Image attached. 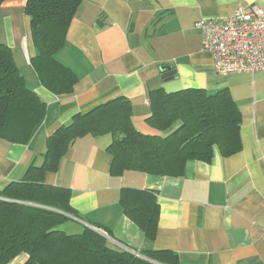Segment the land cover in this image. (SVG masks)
Here are the masks:
<instances>
[{"label": "crops", "instance_id": "crops-1", "mask_svg": "<svg viewBox=\"0 0 264 264\" xmlns=\"http://www.w3.org/2000/svg\"><path fill=\"white\" fill-rule=\"evenodd\" d=\"M26 4H2L0 44L12 50L27 87L46 104V115L26 145L0 141V191L20 181L32 164L40 166L47 139L78 114L125 98L135 127L162 135L146 123L150 91L228 90L242 115L237 155L223 158L215 149L210 163H189L179 178L140 172L113 177V136H88L70 148L58 172L46 174L45 183L71 190V206L81 217L73 218L71 233L96 225L118 249L170 251L179 264H264V72L218 75L195 26L206 18H228L239 7L264 10V0H84L56 56L79 79L68 95L47 90L32 67L36 49ZM167 71L173 72L170 79ZM123 189L157 193L154 241L124 215Z\"/></svg>", "mask_w": 264, "mask_h": 264}, {"label": "trees", "instance_id": "trees-1", "mask_svg": "<svg viewBox=\"0 0 264 264\" xmlns=\"http://www.w3.org/2000/svg\"><path fill=\"white\" fill-rule=\"evenodd\" d=\"M5 1L0 0V9ZM83 1L27 0L25 13L36 49L31 64L42 85L55 95L73 93L79 82L56 56ZM149 104L146 123L162 135L140 132L131 102L118 98L76 115L47 139L42 164H32L20 181L0 191V264L21 255L28 257L23 264H179L170 251L137 255L113 249L89 227L65 232L62 227L74 223L73 218L81 219L71 206V190L45 183L46 174L58 172L70 148L88 136H113L108 148L113 177L140 172L179 178L189 163H210L215 149L223 158L242 151V115L228 90L210 94L202 89H156L149 93ZM45 115L46 104L27 87L12 50L0 44V141L26 145ZM120 204L145 238L154 241L160 216L157 193L123 189Z\"/></svg>", "mask_w": 264, "mask_h": 264}, {"label": "built area", "instance_id": "built-area-1", "mask_svg": "<svg viewBox=\"0 0 264 264\" xmlns=\"http://www.w3.org/2000/svg\"><path fill=\"white\" fill-rule=\"evenodd\" d=\"M203 48L214 59L218 75L264 72V10L258 5L239 7L225 19L196 23Z\"/></svg>", "mask_w": 264, "mask_h": 264}, {"label": "rangeland", "instance_id": "rangeland-1", "mask_svg": "<svg viewBox=\"0 0 264 264\" xmlns=\"http://www.w3.org/2000/svg\"><path fill=\"white\" fill-rule=\"evenodd\" d=\"M73 227H74L73 225H71V224H67V225H65L64 227H62V230H64L65 232H68V233L72 234V233H71L72 231H70V230H71ZM75 233H78V232H75ZM101 234H102V236L104 235L105 239L108 240L109 247H111V248H113V249H116V246L114 245V243L111 242L110 238H108V236H107L105 233H103V232H101Z\"/></svg>", "mask_w": 264, "mask_h": 264}, {"label": "water", "instance_id": "water-1", "mask_svg": "<svg viewBox=\"0 0 264 264\" xmlns=\"http://www.w3.org/2000/svg\"><path fill=\"white\" fill-rule=\"evenodd\" d=\"M166 69H163V71H165ZM172 75H173V72H171V71H167V72H165L164 73V77L166 78V79H170L171 77H172ZM92 229L93 230H95V231H97L98 233H100L101 234V232L99 231V230H97L96 228H94V227H92ZM102 235V234H101ZM104 236V235H103ZM109 238V237H108ZM137 254V253H136ZM138 255V254H137Z\"/></svg>", "mask_w": 264, "mask_h": 264}]
</instances>
